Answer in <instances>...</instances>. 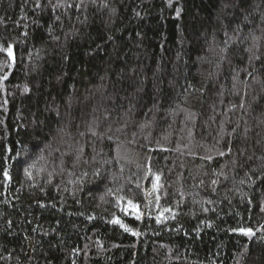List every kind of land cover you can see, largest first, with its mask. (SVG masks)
Masks as SVG:
<instances>
[{
    "label": "trees",
    "instance_id": "obj_1",
    "mask_svg": "<svg viewBox=\"0 0 264 264\" xmlns=\"http://www.w3.org/2000/svg\"><path fill=\"white\" fill-rule=\"evenodd\" d=\"M262 209L264 0H0V264H264Z\"/></svg>",
    "mask_w": 264,
    "mask_h": 264
},
{
    "label": "snow or ice",
    "instance_id": "obj_2",
    "mask_svg": "<svg viewBox=\"0 0 264 264\" xmlns=\"http://www.w3.org/2000/svg\"><path fill=\"white\" fill-rule=\"evenodd\" d=\"M247 2V0H237V3H238V5L241 7V10H243V5L245 4ZM179 11V10H178ZM245 20H247V17H245ZM237 29H239V25H237ZM226 35H227V33H226ZM229 39H231L230 37H229ZM228 40H225V47L224 48H222L221 49V51L222 52H225L226 50H227V46H228ZM8 55H9V57H11L12 56V52H11V49H9L8 50ZM6 78V77H5ZM27 90V89H26ZM221 155H223V153H221ZM158 179V178H157ZM262 210H264V209H262ZM244 235H247V236H251L252 235V232H251V230H245V229H241L240 230Z\"/></svg>",
    "mask_w": 264,
    "mask_h": 264
}]
</instances>
